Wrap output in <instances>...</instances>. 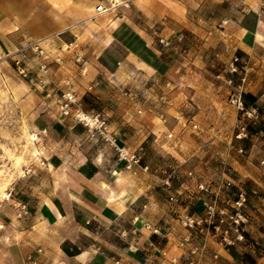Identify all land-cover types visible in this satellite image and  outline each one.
<instances>
[{
	"label": "crops",
	"instance_id": "crops-1",
	"mask_svg": "<svg viewBox=\"0 0 264 264\" xmlns=\"http://www.w3.org/2000/svg\"><path fill=\"white\" fill-rule=\"evenodd\" d=\"M18 1L40 18L48 5ZM99 2L112 7L4 52L36 136L0 202L14 264H264V0ZM67 91L76 101L63 114ZM239 194L234 244L179 220L203 217L207 201L231 209Z\"/></svg>",
	"mask_w": 264,
	"mask_h": 264
},
{
	"label": "rangeland",
	"instance_id": "rangeland-1",
	"mask_svg": "<svg viewBox=\"0 0 264 264\" xmlns=\"http://www.w3.org/2000/svg\"><path fill=\"white\" fill-rule=\"evenodd\" d=\"M45 1L48 4L46 8L39 6L42 10L40 18L36 10H27L26 14L21 15L22 6L18 0H0V202L6 197L12 180L23 172L36 152V136L31 130L28 117L19 110L7 79V70L12 71L13 66L5 61L4 52L19 47L18 45L28 44L34 39L50 38L67 24L88 19L96 5V0ZM2 9L10 13L7 14ZM9 27L14 30L7 34ZM8 37L17 46H8ZM3 40L5 44L2 43ZM36 53L29 48L26 51L28 58L35 57ZM233 93L234 91L229 92L225 100L229 104H234L230 101ZM30 134H33L34 139H30ZM10 239L0 224V264L15 262L10 252Z\"/></svg>",
	"mask_w": 264,
	"mask_h": 264
},
{
	"label": "built area",
	"instance_id": "built-area-1",
	"mask_svg": "<svg viewBox=\"0 0 264 264\" xmlns=\"http://www.w3.org/2000/svg\"><path fill=\"white\" fill-rule=\"evenodd\" d=\"M112 7L105 6L101 2L96 4L94 10L95 14H99L109 10ZM31 45H34L32 43ZM237 57H233L230 63L229 69L231 71H237L238 67L235 62ZM16 63H18L16 61ZM239 69H243V65L240 66ZM17 70L23 74V69L17 66ZM245 69H243V72ZM244 80V74L241 77ZM76 101L75 94L73 92L67 91L62 93L61 101H60V110L63 114H68L71 105ZM230 101L237 105V107L242 108L240 102L239 94L233 93ZM254 109L247 111V116H252L254 114ZM76 118L80 120L85 125L97 130L102 135L106 136L109 134L110 130L105 122V120L97 113L95 114H85L82 111H78L76 113ZM119 155L123 156L122 151H119ZM244 201L243 195L239 194L237 198L232 203L231 209H226L223 206H218L214 201H207L204 203V216L203 217H193L190 215H183L179 217L180 222L188 227H193L195 225L200 224L201 222H205L211 225L212 234L219 235L220 241L222 244L229 246L234 244L236 241H240L243 239V228L242 224L245 221V215L242 211V203ZM197 248L194 246L191 252H194ZM189 260L183 264H190Z\"/></svg>",
	"mask_w": 264,
	"mask_h": 264
},
{
	"label": "bare ground",
	"instance_id": "bare-ground-1",
	"mask_svg": "<svg viewBox=\"0 0 264 264\" xmlns=\"http://www.w3.org/2000/svg\"><path fill=\"white\" fill-rule=\"evenodd\" d=\"M29 136H30V139H34L33 134H30ZM1 191H2V190H1Z\"/></svg>",
	"mask_w": 264,
	"mask_h": 264
}]
</instances>
